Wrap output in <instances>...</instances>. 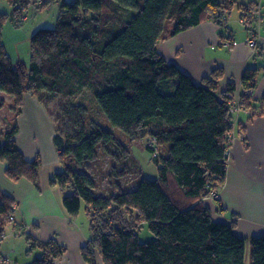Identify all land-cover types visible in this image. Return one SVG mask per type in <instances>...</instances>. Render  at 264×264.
<instances>
[{
	"label": "trees",
	"instance_id": "16d2710c",
	"mask_svg": "<svg viewBox=\"0 0 264 264\" xmlns=\"http://www.w3.org/2000/svg\"><path fill=\"white\" fill-rule=\"evenodd\" d=\"M6 1L12 11L0 14V93L12 100L13 125L3 133L0 162L10 181L25 180L38 188L39 161H27L14 141L25 96L43 104L46 95L72 98L87 90L94 108L128 144L149 140L145 149L156 166L157 179L136 175L125 188L121 180L130 169L136 171L128 146L96 122L85 104L70 106L82 118L81 130L68 137L55 129L53 145L62 170L49 185L62 192V205L71 219L78 217L83 206L90 233L80 248L83 262L96 264L98 256L102 264H245L248 249L249 264H264V235L238 237L235 222H215L203 203L225 183L229 136L234 131L230 100L235 88L218 91L221 69L195 84L157 51L158 44L206 21L218 25L223 38L233 11L240 12L239 20L247 18L253 4L62 0L55 27L39 30L30 38L28 66H13L1 29L34 3ZM45 1L36 5L37 10L46 9ZM123 11L130 14L128 19L122 18ZM256 84L257 71L246 69L236 122L242 137L240 117L252 106ZM5 105L0 98V111ZM260 109L264 113V97ZM102 157L109 159L106 194L97 190L93 171L87 170ZM13 220L14 200L1 196L0 244ZM143 225L152 241H139L137 232ZM26 242L27 254L38 253L32 264H55L66 253L55 240L39 242L26 235Z\"/></svg>",
	"mask_w": 264,
	"mask_h": 264
},
{
	"label": "crops",
	"instance_id": "0c3cea01",
	"mask_svg": "<svg viewBox=\"0 0 264 264\" xmlns=\"http://www.w3.org/2000/svg\"><path fill=\"white\" fill-rule=\"evenodd\" d=\"M238 1V5L260 4L264 13V0ZM233 13L236 17L227 18L225 28L228 30L223 32V38L219 37L220 27L206 21L158 44L157 51L166 63L174 65L195 84H200L215 69H221L220 93L233 86L239 94L244 71H257L252 106L240 117L246 142L235 140L229 149L226 179L217 201L203 200L215 222L228 225L235 222L236 235L247 239L264 235V113L261 114L260 109L264 97V25L257 41L258 53L253 56L246 46L248 35L239 24L240 12L234 10ZM0 98L12 105L11 98L2 93ZM16 123L14 141L18 150L27 161H39L38 188L25 180L10 181L4 173L5 164L0 162V197L14 200V220L5 230L0 255L10 264H20L19 255L26 248L20 237L25 234L39 242L55 240L63 246L66 253L55 264H85L80 248L89 240L90 233L78 226V220L67 215L62 192L49 185L50 179L62 168L53 145L55 125L48 109L36 98L25 96ZM41 128L46 131L44 139L40 137ZM236 129L235 126L237 132ZM19 231L23 234L18 235ZM96 264H102L98 256Z\"/></svg>",
	"mask_w": 264,
	"mask_h": 264
},
{
	"label": "rangeland",
	"instance_id": "374dc122",
	"mask_svg": "<svg viewBox=\"0 0 264 264\" xmlns=\"http://www.w3.org/2000/svg\"><path fill=\"white\" fill-rule=\"evenodd\" d=\"M62 0H47L48 6L46 9L37 10V4H31V6L22 13L17 19L10 18L8 19L4 26L1 29V40L4 45L5 51L10 59V62L13 66L16 64H24L28 66L29 64V42L30 38L34 33L42 29H53L55 27L56 18L59 11V3ZM67 2H72L73 0H64ZM236 1V0H235ZM46 2V1H45ZM239 4V1L236 2V6ZM12 8L7 3L6 0H0V14H10ZM233 13V18L236 17ZM130 14L127 11L122 12V18L128 19ZM8 99H10L8 97ZM76 103L85 104L90 110V116L96 120L104 129H107L117 135L120 141L127 144L128 149L131 153V157L134 159L136 164V171L131 170V173H127L126 176L121 180L123 187L128 188L133 181L136 175L141 176V178L147 180H156L157 179V170L150 153L145 149L150 144L149 140L143 139L135 141L131 144L127 143L126 137L118 130L111 127L109 122L105 119L99 110L94 108L93 102L91 100L90 92L87 90H82L75 97H65V96H52L46 95L43 99L44 106L48 109V112L51 116V119L55 125V129L62 136H71L75 133L76 130L82 127V118L75 112L71 111L70 106L75 105ZM10 104H6L4 109L0 111V138L3 139L4 128H9L12 126L13 120L10 114ZM234 139L239 140L241 134L239 132L233 131ZM46 136V131L40 129V137L44 139ZM244 140V136H243ZM230 145V147H231ZM228 163V159H227ZM120 167V166H119ZM89 173L93 171L94 180L97 185V190L103 194H106L108 189V182L106 180V175L109 174V159L107 157H102L97 165L92 167H87ZM136 172V173H135ZM220 191V190H219ZM218 191V192H219ZM218 192H211L207 197L208 201L216 202L218 199ZM215 193L217 196H215ZM205 205V204H204ZM217 205V204H216ZM206 206V205H205ZM209 209V208H208ZM210 211V210H209ZM78 220L77 224L79 227H83L85 232L89 231L88 219L82 209L75 219ZM9 229V228H8ZM9 231H7L8 234ZM137 236L140 242H149L153 240V236L147 229L146 225H143L142 228L137 232ZM22 243L26 245V248L21 250L19 255L20 264H32V260L38 256L37 252H32L30 254L26 253L27 242L26 235L21 237ZM21 249V248H20ZM28 261V263L26 262ZM245 264H249V252L246 251Z\"/></svg>",
	"mask_w": 264,
	"mask_h": 264
},
{
	"label": "built area",
	"instance_id": "2783aa9c",
	"mask_svg": "<svg viewBox=\"0 0 264 264\" xmlns=\"http://www.w3.org/2000/svg\"><path fill=\"white\" fill-rule=\"evenodd\" d=\"M32 3L34 4H41L43 3L45 0H31ZM240 24L241 26L244 28V30L247 32L248 38L246 41V46L250 48V50L252 51V55L256 56L257 55V41L259 38V34L261 31V28L264 25V13L261 10V5L257 4L250 12L249 16L246 18H240ZM240 109H241V103H240V97L238 93H234V95L232 96L231 100H230V114L233 116V130L234 127L236 126V122H237V115L240 113ZM233 132L231 133V135L229 136V143L231 145L233 139H234ZM241 141L243 140L242 135L239 138ZM156 154V152H155ZM215 196H217V194L215 193ZM18 235L23 234L22 232H18ZM0 264H10L8 259H5L3 257L0 256Z\"/></svg>",
	"mask_w": 264,
	"mask_h": 264
}]
</instances>
